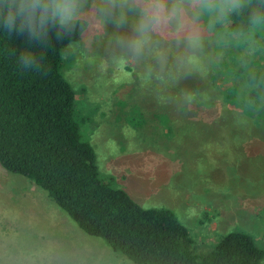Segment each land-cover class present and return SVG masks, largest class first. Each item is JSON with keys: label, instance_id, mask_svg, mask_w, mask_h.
I'll return each mask as SVG.
<instances>
[{"label": "rangeland", "instance_id": "374dc122", "mask_svg": "<svg viewBox=\"0 0 264 264\" xmlns=\"http://www.w3.org/2000/svg\"><path fill=\"white\" fill-rule=\"evenodd\" d=\"M224 16L205 15L202 47L191 53L170 44L164 64L119 62L106 35L84 30L62 48V71L105 181L143 206L172 209L198 250L239 230L264 251V115L236 107L259 86L248 74L264 75V17L231 38L220 29ZM260 95L251 104L264 102ZM0 264L138 263L0 164Z\"/></svg>", "mask_w": 264, "mask_h": 264}, {"label": "trees", "instance_id": "16d2710c", "mask_svg": "<svg viewBox=\"0 0 264 264\" xmlns=\"http://www.w3.org/2000/svg\"><path fill=\"white\" fill-rule=\"evenodd\" d=\"M241 2L221 23V32L231 38L243 36L264 17V0ZM83 31L59 41L53 33L47 49L33 48L46 57L47 75L22 72L13 50H21L26 38L0 33V164L45 189L82 230L101 236L138 264H260L264 251L250 234L229 231L211 249L198 250L172 209L143 206L104 180L92 144L81 138L76 92L61 64L62 48ZM247 80L261 86L264 75L250 72ZM259 86L241 95L244 104L236 106L250 116L264 115V102L251 104L264 94ZM230 92L222 97L229 99Z\"/></svg>", "mask_w": 264, "mask_h": 264}, {"label": "clouds", "instance_id": "9594fccd", "mask_svg": "<svg viewBox=\"0 0 264 264\" xmlns=\"http://www.w3.org/2000/svg\"><path fill=\"white\" fill-rule=\"evenodd\" d=\"M240 7L241 0H0V33L26 38L21 50H13L22 72L47 75L46 57L33 48L47 49L53 33L59 41L77 29L106 35L119 62L151 57L164 64L170 44L191 53L202 47L205 15ZM109 24L115 31L107 34Z\"/></svg>", "mask_w": 264, "mask_h": 264}]
</instances>
